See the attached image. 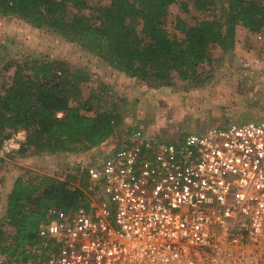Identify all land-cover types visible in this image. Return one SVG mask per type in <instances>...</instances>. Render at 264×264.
<instances>
[{
    "label": "built area",
    "instance_id": "1",
    "mask_svg": "<svg viewBox=\"0 0 264 264\" xmlns=\"http://www.w3.org/2000/svg\"><path fill=\"white\" fill-rule=\"evenodd\" d=\"M25 139L13 132L0 155ZM117 140L71 167L89 206L50 208L29 264H264V120Z\"/></svg>",
    "mask_w": 264,
    "mask_h": 264
},
{
    "label": "trees",
    "instance_id": "2",
    "mask_svg": "<svg viewBox=\"0 0 264 264\" xmlns=\"http://www.w3.org/2000/svg\"><path fill=\"white\" fill-rule=\"evenodd\" d=\"M219 2L216 17L189 24L178 16L170 35L165 20L172 4L204 11ZM75 8L72 17L68 11ZM87 0H0V14L19 16L35 27L47 26L84 49L96 53L117 71L170 82L173 77L199 82V66L210 63L214 46L234 49L237 26L264 34V0H109L96 17L76 13ZM61 59L34 57L16 64L9 83L0 81V146L7 136L26 131L19 155L59 154L114 145L121 119L118 104H103L101 90L85 98L91 71ZM62 112L60 117L58 113ZM78 174L56 176L29 172L19 175L7 197L6 221L0 224V264H29L28 246L38 238L52 207H88L90 198ZM2 193L0 194L1 204Z\"/></svg>",
    "mask_w": 264,
    "mask_h": 264
},
{
    "label": "rangeland",
    "instance_id": "3",
    "mask_svg": "<svg viewBox=\"0 0 264 264\" xmlns=\"http://www.w3.org/2000/svg\"><path fill=\"white\" fill-rule=\"evenodd\" d=\"M87 2L88 9L76 13L95 14L96 17V9L108 4L109 0ZM222 11L219 2L204 11L189 12L180 3H175L165 26L170 35L183 38V34L174 28L178 16L195 24L221 15ZM74 12L75 8L71 7L69 18ZM236 37V46L230 51L220 46L210 49V63L199 66L203 75L201 81L173 77L170 82L157 83L115 70L96 53L47 26L35 27L19 16L0 14V81L9 83L16 64L34 57L65 60L72 67L85 66L92 72L90 82L83 88L85 98L93 90H101L102 103L107 106L118 104L122 114L113 144L119 143L118 137L123 139L137 129L175 140L217 124L264 120V34L259 39L256 33L237 26ZM98 156L100 154L95 150L80 161L72 155L55 157L47 153L36 154L32 150L25 155H19L18 151L0 155V194H4L19 175L39 172L62 180L72 174V166ZM5 221V212L0 209V224Z\"/></svg>",
    "mask_w": 264,
    "mask_h": 264
},
{
    "label": "crops",
    "instance_id": "4",
    "mask_svg": "<svg viewBox=\"0 0 264 264\" xmlns=\"http://www.w3.org/2000/svg\"><path fill=\"white\" fill-rule=\"evenodd\" d=\"M95 150V149H94ZM94 150H87V151H81V152H65V153H59V154H50V155H54L55 157H62V156H67V155H72V157H76V159H78L79 161L81 160L80 158H86L88 153ZM13 187V183H10V187L6 190V192L4 194H2L1 197V204H0V209L1 211L5 212L6 211V207H7V197L10 194L11 190ZM6 213V212H5Z\"/></svg>",
    "mask_w": 264,
    "mask_h": 264
}]
</instances>
